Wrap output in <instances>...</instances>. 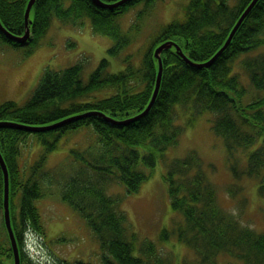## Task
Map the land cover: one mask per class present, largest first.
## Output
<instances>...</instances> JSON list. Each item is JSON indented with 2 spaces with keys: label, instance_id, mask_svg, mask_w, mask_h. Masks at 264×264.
Masks as SVG:
<instances>
[{
  "label": "trees",
  "instance_id": "1",
  "mask_svg": "<svg viewBox=\"0 0 264 264\" xmlns=\"http://www.w3.org/2000/svg\"><path fill=\"white\" fill-rule=\"evenodd\" d=\"M29 1L0 0V18L15 35L26 32ZM119 1L103 0L108 5ZM165 1L131 0L114 9L97 6L93 0H36L33 5L31 37L25 46L30 48L28 54L40 45L53 18L77 26L90 17L95 32L113 39L109 57L120 58L125 68L111 72L110 58L104 57L87 82L82 78V63L47 69L24 105L14 101L0 104V122L16 125L0 127V153L9 170L10 210L21 264L33 263L25 251L27 230L47 237L37 202L53 195V188H58L61 200L79 212L99 240L100 264H171L155 256L153 242L144 245L143 257L134 255V243L125 225L127 214L122 209L124 196L111 195L109 189L121 183L128 194L139 192L168 148L177 145L185 132L177 118L191 110L194 117L205 111L213 113L212 130L223 139L230 157L240 149H250L245 173L260 180L259 194L264 198V51H259L264 46V0L257 2L211 66L199 68L187 63L175 47L165 50L162 85L150 112L126 124L116 123L134 118L149 105L159 72L154 50L160 44L176 41L193 62H208L224 46L252 2L187 0L184 19L162 25L154 38L143 42L139 38L142 20L157 3ZM139 5L143 7L139 18L124 30L121 17ZM0 38L22 46L1 32ZM90 112L103 115L57 125ZM29 127L48 129L32 131ZM84 129L91 130L90 136L83 135L86 143H73L71 135ZM30 136L36 139V146H41L40 152L33 162L21 165L20 144ZM63 149L67 150L65 158L49 167L51 155ZM167 166L164 179L172 207L186 220L180 241L195 251L199 263L219 264L217 258L224 254L236 260L227 264H264V231L242 222L236 210L222 204L220 188L209 178L199 153L188 151ZM236 168L232 166L233 173ZM235 175L239 177L237 172ZM228 187L229 197L236 200L242 187ZM4 198L0 164V264H15L3 216ZM63 261L94 264L81 259Z\"/></svg>",
  "mask_w": 264,
  "mask_h": 264
},
{
  "label": "rangeland",
  "instance_id": "2",
  "mask_svg": "<svg viewBox=\"0 0 264 264\" xmlns=\"http://www.w3.org/2000/svg\"><path fill=\"white\" fill-rule=\"evenodd\" d=\"M187 2L166 0L157 3L149 16L144 15L146 17L142 20L139 38L143 42H148L157 35L162 25L176 18L184 19L187 7L184 5ZM142 8V5H139L121 17L124 30L139 18ZM81 21L80 25L74 26L64 24L56 17L53 18L50 30L30 54H28L30 48H25L28 44L15 47L0 38V104L14 101L24 105L38 88L47 69L61 70L82 63V78L84 82L89 80L100 61L104 57H109L108 50L113 45V39L95 32L90 17H85ZM259 51H264V46ZM109 58L111 72L125 68L120 58ZM212 117L213 113L210 111L194 117L191 110L177 118V123L186 127L185 132L177 145L168 148L165 158L159 161L154 174L143 184L139 192L128 194L121 183H115L110 187L109 194L124 196L122 209L127 214L125 225L128 229V238L134 243V255L143 257L142 248L145 244L153 242L157 258L168 259L171 264H201L195 251L180 241V230L186 227V220L182 212L173 209L164 179L168 171L167 163L185 157L191 150L197 151L203 158L209 178L218 184L222 204L236 210L242 222L260 232L264 231V198L259 194L260 180L245 173L250 149H240L230 157L223 139L212 130ZM83 135L85 138L90 136L91 130L84 129L74 136L72 134L71 141L73 139V143L85 142ZM35 146L36 139L32 136L20 144L23 149L21 165L24 163L28 165L38 157L41 146L36 148ZM64 154L67 155L66 149L54 152L48 166L57 165ZM233 165L237 167L234 173ZM235 172L239 177H236ZM230 185L242 187V191L236 194H239L236 200L229 197L227 189ZM52 193L54 194L37 202L45 221L47 237L43 235L45 239H38L32 234L28 236L26 245L34 262L57 264L60 258L67 261L81 259L100 264L101 244L87 221L78 211L61 200L58 188H53ZM148 248V252L151 253L152 248ZM34 262L32 264H35ZM229 262L236 260L224 254L217 258L219 264Z\"/></svg>",
  "mask_w": 264,
  "mask_h": 264
},
{
  "label": "water",
  "instance_id": "3",
  "mask_svg": "<svg viewBox=\"0 0 264 264\" xmlns=\"http://www.w3.org/2000/svg\"><path fill=\"white\" fill-rule=\"evenodd\" d=\"M128 1L131 0H121L115 4H106L105 2H103V0H93L94 4H96L97 6H100L102 8H110V9H114L119 7L120 5H123L125 3H127ZM259 0H252V2L250 3V5L244 10V12L242 13L241 17L239 18V20L237 21V23L235 24V26L233 27L232 31L230 32V35L226 41V43L224 44V46L213 56V58H211L208 62L205 63H196L193 62L189 57H187L185 55V53L183 52L181 46L173 40H169L166 41L162 44H160L155 50H154V55L155 58L158 60L159 62V72H158V78H157V84H156V88L154 90L152 99L149 103V105L147 106V108L139 115L135 116L134 118H131L127 121H123V122H116V123H129L131 121H135L141 117L146 116L150 110L152 109V107L154 106L158 95L160 93V89H161V85H162V78H163V70H164V63H163V59H162V54L165 50L171 49L172 47L176 48L177 53L189 64L202 68V67H209L211 66L218 57L221 56V54L227 49V47L230 45V43L232 42L235 34L237 33L238 29L240 28L241 24L244 22V20L246 19V17L249 15V13L252 11V9L255 7V5L257 4ZM36 0H30L25 12V24H26V32L23 36H19V35H15L12 32H10L2 23L1 19H0V32H2L3 34H5L8 38L15 40L21 44H26L28 39L31 36V29H30V24H31V20H30V12L32 10L33 5L35 4ZM90 115H103V113H98V112H90V113H84L82 115H76V116H72L66 120H63L62 122L58 123L57 125H61L63 123L66 122H70V121H74L86 116H90ZM109 120H111L109 118ZM6 126H13L16 127L15 124H8V123H3L0 122V127H6ZM56 126V125H55ZM54 127V126H53ZM44 129H48V128H36V127H29V130L32 131H40V130H44ZM0 164L2 166L3 172H4V180H5V198H4V220H5V224H6V228L12 243V248H13V252H14V259H15V264H21V257H20V248L18 245V241L15 235V231L13 229V224H12V217H11V211H10V177H9V170L7 167V164L5 162V159L3 158L2 154L0 153Z\"/></svg>",
  "mask_w": 264,
  "mask_h": 264
}]
</instances>
